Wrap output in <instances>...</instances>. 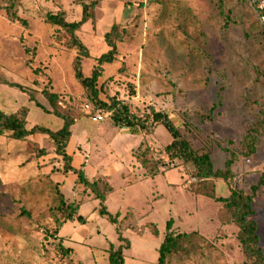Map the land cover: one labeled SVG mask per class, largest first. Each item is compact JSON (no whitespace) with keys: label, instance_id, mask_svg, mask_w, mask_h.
Returning <instances> with one entry per match:
<instances>
[{"label":"rangeland","instance_id":"rangeland-1","mask_svg":"<svg viewBox=\"0 0 264 264\" xmlns=\"http://www.w3.org/2000/svg\"><path fill=\"white\" fill-rule=\"evenodd\" d=\"M91 1L18 0V14L28 27L11 22L0 9V109L25 116L29 127L58 130L60 118L9 83L23 85L47 110L51 106L42 90L57 92L60 108L75 118L67 147L72 167L82 168L89 179L108 178L113 187L105 202L108 211L121 218L132 209L138 225L153 222L159 235L149 228L142 234L118 232L100 214V201L76 183V173H64L48 136L19 140L5 134L0 135V264H111L109 249L121 244L120 234L130 243L123 251L125 264H157L170 219L173 232L196 231L209 244L180 264H245L237 227L218 218L221 204L190 191L197 181L193 167L175 160L149 176L139 164L136 157L147 147L168 161L164 148L172 137L162 124L132 133L115 126L105 109L104 120H92L74 76L76 50L64 30L45 21L47 13L59 11L68 21L78 20L82 3ZM250 7L248 0H96L92 19L77 32L89 49L82 61L89 76L108 50L104 34L113 24L124 28L117 43L120 56L104 66L99 79L100 97H115L142 118L153 110L168 112L195 150L209 152L215 169L224 168L234 154L231 187L249 194L264 174V135L254 154L240 153L247 129L264 112V82L254 68L264 66L262 35ZM226 16L234 22L222 29L218 21L224 23ZM91 107V113L98 109ZM214 181L216 195L228 196L225 181ZM58 191L69 203L80 204L75 216L82 215L84 223L64 221L56 208ZM24 209L29 215L21 213ZM253 209L264 252V184L254 195ZM60 236L74 254L58 249Z\"/></svg>","mask_w":264,"mask_h":264},{"label":"trees","instance_id":"trees-1","mask_svg":"<svg viewBox=\"0 0 264 264\" xmlns=\"http://www.w3.org/2000/svg\"><path fill=\"white\" fill-rule=\"evenodd\" d=\"M95 5L96 0L90 3H82V13L78 20L68 21L64 11H59L58 13L49 12L45 18L46 23L57 27L59 30L65 31L69 37L70 48L76 50V55L73 60L74 76L85 91L89 103L87 105H91L93 108L105 109L111 114V119L115 126L127 128L132 133H136L139 130L150 131L155 124H162L172 137V141L164 148V153L167 155L168 161L165 162L164 159L155 157L154 149L147 147L136 157L139 164L145 170V173L149 176H155L164 165L174 162L175 160H179L184 165L193 167L195 170L194 176L197 181L191 184L190 191L196 195L214 199L221 204L218 210V218L223 224H233L237 227V238L246 258L245 264H264V252L260 246L258 226L256 221L252 218L254 213V195L258 188L264 184V174H262L259 183L252 186L251 194L241 189L232 188L234 154L225 162L224 168L215 169L209 152H199L195 150L191 142L184 137L180 127L175 123L168 112L153 110L151 117L146 116L142 118L133 114L127 103L115 97H107V99L100 97L101 89L98 87L99 79L105 71L104 66L118 60L120 55L117 43L122 41L125 29L117 24L111 26L110 30L104 34V40L108 46V50L96 59V64L93 67L91 75H84L82 61L88 58L90 53L88 47L77 35V32L86 22L92 19L93 12L91 10ZM17 6L18 0H0V9H3L11 22L28 27L27 19L18 14ZM251 7V11L256 15L257 21L260 23L258 29L262 38L259 42V48L261 52L264 53V24L259 20L255 9ZM221 14H223L222 10ZM231 22L234 21L228 16L225 17L224 23L218 21L222 29H226ZM246 35L249 37L250 33L246 31ZM26 51L29 52L30 50L27 48ZM254 68L257 80L264 82V66L256 65ZM9 84L17 87L23 93H27L30 100L34 101L38 107L60 118L63 124L58 130H52L49 127L41 125L29 127L27 126L25 116L19 115L18 113H7L0 109V135L7 134L10 138L19 140H24L28 136L36 134L48 136L53 143L56 154L63 160L64 173H69L70 171L76 173V183L82 185L86 190H89L93 197L100 201V214L107 217L110 222L115 224L118 232H121L123 229H131L142 234L145 228H149L153 235L158 236L159 230L155 223L148 222L145 226L138 225L134 210L130 209L121 218L119 213L113 215L108 211L105 202L113 191V187L108 178L101 176L95 179H89L82 168L76 170L72 167V156L68 154L67 147L72 137V126L75 124V118L65 113L60 108L58 104L60 100L59 94L48 87L42 90L45 99L51 106V110H47L36 101L32 92H27L23 85L13 82ZM263 135L264 112L260 110L255 122L247 129L243 137L240 153L245 157L254 154L257 150L258 141ZM43 153L45 152L42 151L41 154ZM215 179H222L229 186L230 193L228 196L220 197L216 195ZM57 198L59 200V205H57L56 208L61 213L64 221L76 219L80 222H85V218L82 215L78 214L75 216L80 208L79 203H69L59 191L57 192ZM21 213L29 215L28 211L25 209L22 210ZM57 222L60 224L61 220ZM172 225L173 220L170 219L167 222L165 236L158 247L157 264H173L174 259H176V264H180L183 257L189 258L191 255L201 253L204 243L206 244L205 247L209 246L205 238L198 232L175 233L172 231ZM119 240L121 242L119 246H111L109 249L108 260L111 264H125L123 251L129 248L130 243L121 234L119 235ZM57 244L58 249L62 252L66 254L72 252L74 254V249L65 245L63 237H58Z\"/></svg>","mask_w":264,"mask_h":264},{"label":"built area","instance_id":"built-area-1","mask_svg":"<svg viewBox=\"0 0 264 264\" xmlns=\"http://www.w3.org/2000/svg\"><path fill=\"white\" fill-rule=\"evenodd\" d=\"M250 5L255 9L256 14L261 21V23L264 24V0H248ZM88 108V112L90 113V116L92 120L94 121H102L105 118V114L103 110L97 109L95 112L91 113V109L89 105H86Z\"/></svg>","mask_w":264,"mask_h":264}]
</instances>
